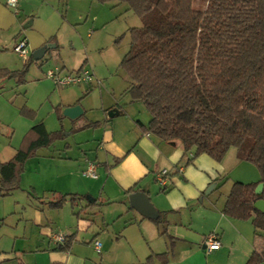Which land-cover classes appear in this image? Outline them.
<instances>
[{
  "label": "trees",
  "instance_id": "obj_1",
  "mask_svg": "<svg viewBox=\"0 0 264 264\" xmlns=\"http://www.w3.org/2000/svg\"><path fill=\"white\" fill-rule=\"evenodd\" d=\"M99 1L127 5L141 19V26L130 28L121 69L131 100L144 103L151 116L148 126L141 124L143 130L165 142L179 141L186 155L193 153L187 165L202 154L222 162L232 148L240 161L253 163L260 181L234 182L223 212L252 219L264 235V212L255 207L264 200V188L256 193L264 184V0H199V8L196 0ZM26 61L23 71L0 68V80L22 82L33 55ZM63 138V129L34 125L16 155L0 161V197L20 188L28 159ZM66 197L50 207H62ZM156 219L161 226L162 219ZM71 241L66 237L56 249H69ZM261 261L264 252H254L248 264Z\"/></svg>",
  "mask_w": 264,
  "mask_h": 264
},
{
  "label": "crops",
  "instance_id": "obj_2",
  "mask_svg": "<svg viewBox=\"0 0 264 264\" xmlns=\"http://www.w3.org/2000/svg\"><path fill=\"white\" fill-rule=\"evenodd\" d=\"M31 1L19 0L20 9L18 6V11H15L17 18L23 17L25 13L21 9L28 10ZM57 1L47 0L46 3L51 16L59 18ZM4 2L7 5V0ZM32 18L33 21L27 26L34 25L36 18L40 17L33 15ZM49 42L51 40L42 42L40 46ZM94 88L101 91V81ZM96 96V102L92 105L91 93L85 97L74 92V95L65 99L53 95L54 100H57V110L61 106L65 109L77 105L80 101L78 104L84 109L81 115L83 120L75 131L92 122H99V125L86 128L94 131L92 140L75 142V146L59 144L55 149L64 147L66 154L45 156V163L54 167V185L42 191L45 194L52 192V199L42 203L50 206V202L68 196L64 205L71 202L78 224L89 230L95 227V223L81 217L82 213H94L99 206L112 208L116 205L117 208L113 212L114 216L108 219L104 216L103 227L96 228L92 233L90 244L99 256L88 257L77 250L79 240L77 232L72 230L66 234V237L72 238L69 249H56L55 246L50 255L56 258L52 256V261H47V264H248L254 252H264V235L256 231L252 219H236L223 212L234 182H248L245 179L233 181L228 177V166L237 157V150L222 162L202 154L187 165L193 153L186 155L179 141L165 142L143 130L141 124L148 126L151 116L143 112V106L139 104L142 102H133L128 96L127 105L122 106L118 101L104 100L101 92H96ZM115 109L118 111L110 116L109 113ZM58 130L56 125L52 131ZM17 149L5 147L0 152V161L11 160ZM74 150L77 152L73 153ZM91 161L98 164L97 178L83 174ZM163 170L169 171L165 187L157 181V175ZM84 178L90 179L89 183H85ZM80 181H84V184ZM259 181L260 177L251 182ZM137 191L148 195L159 213L158 217L163 221L161 226L156 221L158 217L145 216L131 206L129 196ZM72 196L77 198L71 201ZM86 198L90 201L82 206ZM76 205L82 207L75 210ZM162 228L165 234H162ZM213 233L218 236L221 246L209 250L206 240ZM96 241L102 244L100 253L96 251ZM43 245L40 243V246ZM1 262L41 264L35 256L23 263L17 259V255ZM256 264H264V261Z\"/></svg>",
  "mask_w": 264,
  "mask_h": 264
},
{
  "label": "rangeland",
  "instance_id": "obj_3",
  "mask_svg": "<svg viewBox=\"0 0 264 264\" xmlns=\"http://www.w3.org/2000/svg\"><path fill=\"white\" fill-rule=\"evenodd\" d=\"M4 1L0 0V68L11 71L25 69L27 61L14 50L21 38L25 37L29 42L28 58L41 48L42 42L51 40L47 44H54L56 47L49 49L41 60L30 62L22 82H19L17 77L0 80V152L5 150V147L19 149L24 136L39 122H45L51 131L57 125L59 129L64 130V138L50 147L40 149L36 156L28 159L20 188L0 197V264H3V259L16 255L23 263L30 258L34 259L35 256L40 259L41 264L42 261L47 264L52 261L51 250L57 246L52 236H66L72 230L77 232V250L88 257L99 256L90 244L92 233L96 228L103 227L104 216L106 219L114 216L116 205L111 206L112 208L99 206L94 213H82L81 217L95 223V227L89 230L78 224L71 202L60 208H52L42 203L52 199V192L45 194L42 191L45 187L54 185V167L45 163V156L53 153L66 154L64 147H58L60 150L55 148L60 146L59 144L69 143L75 146V142L92 140L94 134L90 129L75 131L77 125L82 123V116L76 119L65 117L63 106L57 110V100H54L53 95L65 99L74 95V92L85 97L91 93L90 103L94 105L96 92H101L104 100L127 105L130 96L127 92L129 79L121 69V62L130 49V28L141 26V19L132 10L127 9V5L99 0H58L56 4L60 9L59 18L51 16L47 9V0H33L28 10L21 9L25 13L23 17L17 18L15 10ZM194 4L197 8L201 7L199 0ZM33 15L40 18H36L34 25L27 26L33 21ZM56 66H60L65 73H75L81 68L93 71L101 81V91L94 88L98 86L97 81L89 87L55 84L46 73ZM90 89L93 90L87 94ZM139 104H142L143 112L150 116L145 104ZM60 115L64 117L60 119ZM234 151L236 149L232 148L226 158H230ZM76 152L74 150L73 153ZM228 168V177L233 181L245 179L251 182L254 178H261L253 163L240 161L237 157L232 159ZM89 181L90 179H86L85 183ZM80 182L84 184V181ZM43 195L46 196L40 198ZM89 201L90 199L86 198L82 206ZM82 206L74 207L79 210ZM40 243L44 245L40 246Z\"/></svg>",
  "mask_w": 264,
  "mask_h": 264
},
{
  "label": "built area",
  "instance_id": "obj_4",
  "mask_svg": "<svg viewBox=\"0 0 264 264\" xmlns=\"http://www.w3.org/2000/svg\"><path fill=\"white\" fill-rule=\"evenodd\" d=\"M7 5L14 9L16 12L18 11L19 0H7ZM16 53L19 54L21 58L25 61L28 59L29 55V42L27 38H21L14 47ZM47 77L55 82L57 85L61 86H81L86 85L89 86L93 84L95 81L100 83V80L96 78L93 71L88 69H79L75 73H65L62 68L56 66L53 69H50L47 73ZM97 79V80H96ZM98 164L94 161L88 163L87 168L84 170L83 174L86 177L97 178L98 177ZM168 170H163L157 175L158 184L162 187L167 185L168 181ZM52 239L57 244H63L65 242L66 236L55 234L52 236ZM206 244L209 250L219 249L221 246V241L219 240L216 234H210L207 237ZM102 244L100 241L95 242V248L97 252H101Z\"/></svg>",
  "mask_w": 264,
  "mask_h": 264
},
{
  "label": "water",
  "instance_id": "obj_5",
  "mask_svg": "<svg viewBox=\"0 0 264 264\" xmlns=\"http://www.w3.org/2000/svg\"><path fill=\"white\" fill-rule=\"evenodd\" d=\"M56 47L54 44H46L36 50L33 53V58L36 61L41 60L45 54L48 52L49 49ZM118 110H113L109 114L110 116H113L114 113H116ZM84 113V109L82 108L81 105L77 104L74 106H69L64 109V116L70 118V119H76L80 117ZM264 188V184L260 183L257 188H256V193L261 194ZM130 204L131 206L136 209L138 212L141 214L151 217V218H156L158 217L159 213L155 209V207L152 205L148 195L144 192L137 191L129 196ZM255 207L261 211L264 212V200H258L255 203Z\"/></svg>",
  "mask_w": 264,
  "mask_h": 264
}]
</instances>
